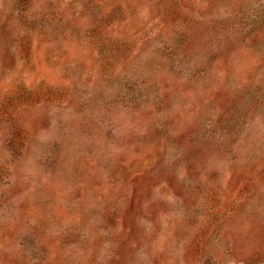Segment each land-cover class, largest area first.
I'll return each instance as SVG.
<instances>
[{
  "label": "rangeland",
  "instance_id": "374dc122",
  "mask_svg": "<svg viewBox=\"0 0 264 264\" xmlns=\"http://www.w3.org/2000/svg\"><path fill=\"white\" fill-rule=\"evenodd\" d=\"M0 264H264V0H0Z\"/></svg>",
  "mask_w": 264,
  "mask_h": 264
}]
</instances>
